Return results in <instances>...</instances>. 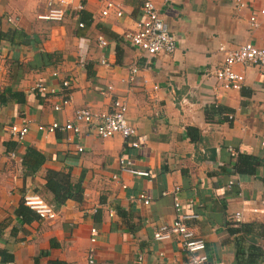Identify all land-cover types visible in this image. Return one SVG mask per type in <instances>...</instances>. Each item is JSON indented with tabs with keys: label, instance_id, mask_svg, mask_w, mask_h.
<instances>
[{
	"label": "crops",
	"instance_id": "0c3cea01",
	"mask_svg": "<svg viewBox=\"0 0 264 264\" xmlns=\"http://www.w3.org/2000/svg\"><path fill=\"white\" fill-rule=\"evenodd\" d=\"M146 1L74 0L66 19L54 23L37 18L43 0H0L2 30L27 34L21 46L0 45V94L9 87L26 99L0 103V251L13 257L6 263L0 256V264H184L188 255L177 236L154 238L178 214L205 240L211 264H237L236 239L243 235L230 229L241 214L238 221L253 226L247 247H260L258 264H264V71L238 65L245 77L241 90L224 89L213 76L224 64L221 46L264 49V0H149L177 42L174 54L155 58L125 40L137 30ZM109 2L114 7L104 17ZM80 6L90 24H83ZM254 13L257 28L251 27ZM100 38L108 47L100 46ZM45 53H59V63L49 65ZM132 67L139 70L134 82ZM64 80L70 88H62ZM38 83L58 93L41 94ZM61 96L71 102L56 113ZM116 98L128 103V121L138 131L132 141L147 136L139 148L120 136L101 139L85 125L80 135L37 128L72 120L81 108L112 111ZM26 121L29 134L19 141L10 127ZM29 148L47 159L35 176L23 166ZM240 156L259 160L255 174L237 172ZM121 158L150 175L134 176ZM50 169L71 171L74 183L83 179L82 202L56 207L46 188ZM33 193L57 211L56 219L26 224L16 215L23 196ZM140 193L151 198L149 205L131 200Z\"/></svg>",
	"mask_w": 264,
	"mask_h": 264
},
{
	"label": "built area",
	"instance_id": "2783aa9c",
	"mask_svg": "<svg viewBox=\"0 0 264 264\" xmlns=\"http://www.w3.org/2000/svg\"><path fill=\"white\" fill-rule=\"evenodd\" d=\"M43 10L38 14L37 18L43 22H63L68 13L74 9V0H43ZM240 8L245 7L244 3L239 4ZM114 7L112 2H109L107 9L103 12V16H108L110 9ZM83 8H78L81 11ZM264 15V9L260 11ZM121 16V13H118ZM9 22H14L9 19ZM251 27L257 28L258 13H254L251 18ZM83 27V24H80ZM169 25L160 15L155 4L151 1H146L143 6V17L138 22L137 30L125 35V40L133 47L145 53L148 57H156L161 54L172 55L177 50V42L171 32ZM102 48L108 47V42L104 38L99 39ZM219 51L224 55L223 67L214 72V77L220 85L227 90H241L244 87L245 77L242 73L237 72L238 65H253L261 68L264 71V49L258 48L251 43L243 44L236 48H228L221 46ZM106 64V61H102ZM139 70L137 67H132L130 71L129 81L134 82L135 76ZM58 72L54 73L58 77ZM62 88H70L71 82L69 80L62 81ZM39 93L44 95L56 96L57 88L46 86L43 83H38L35 87ZM112 90L113 88H109ZM69 96H61L59 102L54 104V110L61 112L70 105ZM187 104L188 101L184 100ZM112 111L98 113L90 108H81L75 111L73 119L67 122L54 121L49 125H39L37 128L42 133L56 134L72 132L75 135H80L82 132L81 126L88 127L101 139H110L115 136H120L126 143H131L134 148H139L141 142L147 141V136L143 135L141 139L132 141L138 137V131L132 127L128 121V103L122 98H116L113 102ZM31 127L30 122H25L22 125L14 124L10 127V133L17 140L22 141L29 134ZM264 144V143H263ZM83 147L78 148V152H83ZM122 167H126V171L138 177H148L150 175L147 171H141L133 167V162L124 158L120 159ZM235 182L231 181L230 186ZM180 189L175 191V206L177 212L181 211V203L179 198ZM131 200L141 201L145 205L151 203V198L145 194L132 195ZM23 201L27 207L35 211L42 220H54L57 218V211L48 204L38 194H26L23 196ZM241 214L236 215L234 222L238 221ZM185 216L178 214L177 218L169 224L162 225L154 234V238L158 241H165L171 239L173 236L179 238V242L183 251L188 255V259L184 264H211L209 257L205 253L206 242L201 237H198L193 231L192 227L186 225ZM97 229L91 230V241L95 242ZM139 259H142L141 257ZM92 264L94 263L91 259Z\"/></svg>",
	"mask_w": 264,
	"mask_h": 264
},
{
	"label": "trees",
	"instance_id": "16d2710c",
	"mask_svg": "<svg viewBox=\"0 0 264 264\" xmlns=\"http://www.w3.org/2000/svg\"><path fill=\"white\" fill-rule=\"evenodd\" d=\"M80 16L83 24H90V22H87L88 15L85 12L80 11ZM26 36L27 34L25 32L17 29H8V31L2 30L0 22V45L4 42H8L13 46H21L23 45V41ZM59 55V53H45L43 57H46V61L49 65L55 66L59 63ZM11 101L24 103L26 101L25 95L8 87L0 94V103L1 105H6ZM218 111L222 113V110L219 109ZM190 131L198 134V131L195 129H190ZM46 161L47 159L43 153L36 149L29 148L23 160V166L26 169L28 175L35 176L44 166ZM258 164L259 160L253 157L240 156L236 165V170L242 175L255 174V166ZM71 176V171L57 172L56 170L50 169L46 173V188L52 193L56 207L65 205L69 200L82 202L84 199L83 179L79 180L77 183H74ZM119 212L122 216L124 215L122 210H119ZM16 215L22 218L26 224H30L33 221L39 219V215L27 207L24 201L17 208ZM231 224L233 225V227L230 229V233L232 235H243V237L236 239L237 264H258V261L263 257L261 248L258 246L247 247L248 245L246 242L248 235L253 233V226L251 229V225L236 222H232ZM0 256L2 257L3 262L10 263L13 261V257L7 255V253L3 251H0ZM58 264L63 263L60 262Z\"/></svg>",
	"mask_w": 264,
	"mask_h": 264
}]
</instances>
